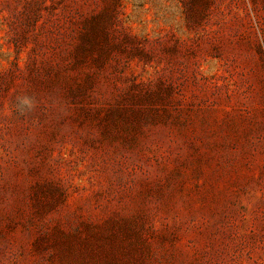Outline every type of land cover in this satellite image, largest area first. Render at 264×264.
<instances>
[{
    "label": "rangeland",
    "instance_id": "374dc122",
    "mask_svg": "<svg viewBox=\"0 0 264 264\" xmlns=\"http://www.w3.org/2000/svg\"><path fill=\"white\" fill-rule=\"evenodd\" d=\"M0 264H264V0H0Z\"/></svg>",
    "mask_w": 264,
    "mask_h": 264
}]
</instances>
